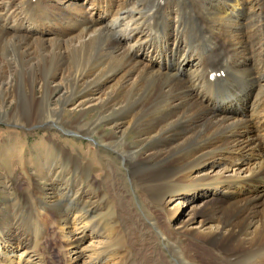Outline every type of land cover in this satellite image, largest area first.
I'll return each instance as SVG.
<instances>
[{"label": "bare ground", "instance_id": "1", "mask_svg": "<svg viewBox=\"0 0 264 264\" xmlns=\"http://www.w3.org/2000/svg\"><path fill=\"white\" fill-rule=\"evenodd\" d=\"M170 1L0 0V121L83 125L102 145L104 195L128 227L101 221L75 187H26L40 218L66 197L55 223L73 251L94 238L84 264H264V0ZM225 51L232 61L215 65ZM10 229L0 264L43 260L42 236Z\"/></svg>", "mask_w": 264, "mask_h": 264}, {"label": "rangeland", "instance_id": "2", "mask_svg": "<svg viewBox=\"0 0 264 264\" xmlns=\"http://www.w3.org/2000/svg\"><path fill=\"white\" fill-rule=\"evenodd\" d=\"M150 1L152 0H148V3ZM168 1L161 0L163 6L164 4L167 5ZM175 4V0H171L169 3L171 6H175ZM226 54H228L226 51L225 56L220 53L214 62L215 65H221L220 63L224 60L232 61L233 56H226ZM89 120L91 121V117L87 119V121ZM59 125L61 127L53 123L18 125L11 121H0V224H4L7 230L12 227L9 230L11 236L13 234L20 235L21 239L25 238L32 243L37 241L40 236L43 237L41 238L43 245L40 243L39 248L41 253H45L43 260L34 259L38 264H73L74 261L77 264H84L88 259L85 246L91 245L94 238L89 235L83 237L79 247L73 251V248H69L70 245H67L72 237L68 232L69 229L62 232L55 223L53 210L59 205H64V201L67 200L66 197L60 198L58 196L56 198L58 201L55 203L53 200L46 211L47 219L44 216L40 218L36 210L37 206L40 205L37 195L34 192L27 193L26 187L39 183L44 190L50 193L51 188L56 183L61 184L64 188L75 187L85 196L91 198V203L96 206L95 210L100 212L101 221L110 222L113 227L122 226L124 223L128 227L129 224L124 221L123 217H119L118 208L115 204L109 203L108 195H104L107 186L109 184L114 185V179L108 177V167L106 166L108 157L101 153L102 145L89 136L81 135V130L84 129L83 125L75 128L63 124ZM59 146L79 157L82 163L89 161L92 164V177L90 176L87 181H83L81 171L71 166ZM109 154H114V152L111 151ZM109 160L112 161L113 158ZM50 169H56V173H61L63 176L53 181L54 177ZM119 177L128 192L134 194L131 178L124 169L120 170ZM49 195L51 197L52 194ZM133 200L131 206L136 208L138 214L136 219L148 221V210L145 207V213V208H142V204L146 203L148 199L145 198L143 199L144 202H141L134 196ZM191 205L192 203L179 213L181 219L189 218L188 210ZM5 219L6 221H4ZM51 220L52 222H50ZM43 222L45 224H42ZM78 236L82 235L79 234ZM43 246H45L44 249L41 248Z\"/></svg>", "mask_w": 264, "mask_h": 264}]
</instances>
